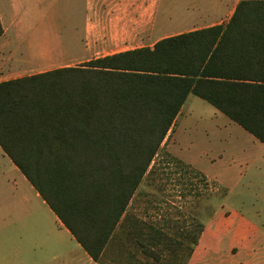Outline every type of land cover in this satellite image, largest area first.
Listing matches in <instances>:
<instances>
[{
	"label": "trees",
	"instance_id": "obj_1",
	"mask_svg": "<svg viewBox=\"0 0 264 264\" xmlns=\"http://www.w3.org/2000/svg\"><path fill=\"white\" fill-rule=\"evenodd\" d=\"M189 94L264 145V0H241L225 25L152 48L0 83V147L100 262ZM126 220L160 261L165 233Z\"/></svg>",
	"mask_w": 264,
	"mask_h": 264
},
{
	"label": "crops",
	"instance_id": "obj_2",
	"mask_svg": "<svg viewBox=\"0 0 264 264\" xmlns=\"http://www.w3.org/2000/svg\"><path fill=\"white\" fill-rule=\"evenodd\" d=\"M58 1L53 0L56 4ZM193 1L197 4L187 7L188 16L180 18L177 27H173V19L169 15L165 17L169 26L160 32L156 27V17L154 25H150L148 11L140 20L139 0H85L80 35L76 36L74 32L63 35L57 31L46 33L36 42L34 37L26 36L27 32L33 36L34 30L19 21L22 15L26 17L27 10L23 4L28 0H9L10 5L6 9L0 6V83L22 78L5 75L11 65L46 68L39 72L43 73L138 48H152L161 39L225 25L241 0ZM233 1L236 3L229 10V3ZM58 9L57 4L56 11ZM51 14L55 17L53 10ZM12 17L18 22L10 25ZM192 96L196 97L193 94L187 96L170 132L173 128L183 129L187 125L189 113L195 110L187 109ZM211 107L215 110L211 120V148L202 150L201 158L210 156V163L215 164L218 170L213 175L202 174L209 182L224 187L227 195L248 172L252 177L258 174L260 168L256 164L259 156L256 151L264 152V145ZM251 185L252 181L248 180L246 189ZM225 214L231 217L230 212ZM206 234L207 226L187 264H195L196 253L199 248L202 250L200 246ZM110 244L105 247L100 262L92 260L0 147V264H104L103 258ZM243 248L245 246L240 245L232 251ZM120 253L117 251L114 256L118 263L133 264L126 255L123 259Z\"/></svg>",
	"mask_w": 264,
	"mask_h": 264
},
{
	"label": "rangeland",
	"instance_id": "obj_3",
	"mask_svg": "<svg viewBox=\"0 0 264 264\" xmlns=\"http://www.w3.org/2000/svg\"><path fill=\"white\" fill-rule=\"evenodd\" d=\"M84 1L59 0L57 13L53 0H28L23 4L26 17L22 15L19 21L34 30L33 36L27 35L29 32L26 36L34 37L36 42L46 33L57 31L63 35L74 32L77 36L83 28ZM235 3H229V10ZM195 4L193 0H139L140 20L148 11L150 25H154L156 17V27L161 32L169 26L166 16L171 15L172 25L177 27L180 18L188 16L187 7ZM9 5V0H0L1 8ZM17 22L14 17L9 20L10 25ZM142 41L140 35L139 45ZM45 70L11 65L5 75L27 77ZM189 107L196 111L189 113L183 129L177 127L169 132L152 163L151 172L142 181L126 211L127 219H136L165 233L161 241L164 248H154L161 251L160 261L142 253L135 238L128 235L131 227L125 218L107 248L104 264H120L114 259L117 251L133 264H187L191 235L195 236L201 225L207 226V234L200 246L202 250L199 248L196 253L195 264H264V152L256 151L259 156L256 165L260 168L256 177L248 172L240 184L224 195V187L209 182L202 174L213 175L218 170L210 163V156L201 158L202 150L211 148V120L215 110L193 96L187 103V109ZM248 180L252 185L246 189ZM226 212H230L231 217ZM240 245L245 248L232 251Z\"/></svg>",
	"mask_w": 264,
	"mask_h": 264
}]
</instances>
